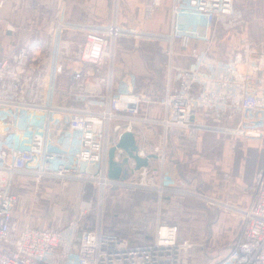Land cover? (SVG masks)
<instances>
[{
	"label": "built area",
	"instance_id": "built-area-1",
	"mask_svg": "<svg viewBox=\"0 0 264 264\" xmlns=\"http://www.w3.org/2000/svg\"><path fill=\"white\" fill-rule=\"evenodd\" d=\"M235 1L113 0L112 22L88 29L64 21V0H57L43 36L0 57V264H264V163L254 172L251 199L243 208L168 174L175 164L190 170L187 149L205 133L254 143L264 153V20L256 39L225 42L245 26ZM7 2L0 0V12ZM120 10L123 17L139 15L136 24H121ZM120 38L166 46L161 93L138 86L132 72L116 77ZM150 126L160 129L151 152L156 166L152 159L138 170L130 159L122 165L127 155L116 148L113 160L128 174L109 179V150L123 133ZM137 156L148 155L138 148ZM16 175L58 179L64 188L93 184L98 204L108 191L157 190L158 211L150 224L130 225L124 238L105 231L101 219L79 229L91 201L82 202L75 222L62 229L21 227L14 216ZM163 194L238 217L232 245L207 259L200 246L180 240L177 225L161 220Z\"/></svg>",
	"mask_w": 264,
	"mask_h": 264
},
{
	"label": "rangeland",
	"instance_id": "rangeland-1",
	"mask_svg": "<svg viewBox=\"0 0 264 264\" xmlns=\"http://www.w3.org/2000/svg\"><path fill=\"white\" fill-rule=\"evenodd\" d=\"M240 1L241 0H236L234 2L235 8H237V4ZM138 19L139 15L125 13V16L121 18L119 22L121 24L133 25V23L136 24ZM249 30L242 33V31L237 29L231 36H234V40L237 41L240 36L244 37L247 33H252L254 31L250 30L249 32ZM257 35L258 30L255 32V37ZM255 37L254 39H256ZM120 39L116 52L115 65H118L119 55H129L132 50L140 54L152 56L153 59L148 58L151 73L149 72L150 76L146 77V81L149 78L150 80L147 84L150 85V88L160 91L161 93L163 84L165 83V64L167 63V57L163 51L166 49V46L161 42L147 41H140L133 45L131 40L124 38ZM229 39V37H225L224 41L227 42ZM196 46L202 49V45L201 47H198V45ZM212 50L215 51L217 49L213 46ZM128 63L135 64V61L129 60ZM151 63L153 64L151 65ZM153 69L155 71H153ZM137 80L139 86H145L143 85L145 83L143 79L137 78ZM157 114L158 112H155V115ZM215 137L219 138L216 140ZM155 139H157V136ZM241 143L244 147L240 150L252 152V149L254 150L255 148L257 152L254 143L244 141ZM249 147H252V149ZM205 149H210L219 155L224 151L223 154H226V149L230 150L222 136L216 134L212 135L211 133L203 134L195 144L188 147L186 152L187 160L191 168L198 171V174L200 176L202 175L203 178L208 174H203L199 171V163L201 161V156L204 158L201 152L205 151ZM251 160H253V156L252 154H248L245 159L247 165L250 164ZM127 174V170L125 169V175ZM12 185L13 192L18 196L17 204L14 208L15 220L20 224L28 223L30 226L34 227L37 225H44L52 229L64 228L69 223L75 222L79 214L80 205L85 201L92 202V211L77 223L79 229H84L86 226L98 223L99 219H101V224L104 225L103 223L106 215H110L111 217L108 223H113L118 226L123 224L125 226V223L128 225H135L138 222V225L142 226L141 223H143V221L150 224L158 211L157 190L108 191L103 197L102 203L98 204V188L89 183L75 184L73 188H64L61 186L58 179L36 181L33 178L16 175L13 177ZM131 192H134V194H131ZM131 195H136L140 202L144 196L152 197L148 200V203H146L149 205L148 208L144 203L140 204L137 202L134 204V209L132 208L129 215H119L118 218L111 216L114 213V206L119 204L120 207L122 206L125 208L126 202L128 203V199H130ZM152 200L153 202H151ZM150 205H153V208H151ZM142 210L145 211V214L144 216H137V221L134 216L136 213L142 212ZM159 213L162 221L173 222L177 225L178 237L181 240H186L188 243L200 246L198 247L200 249L199 252L204 253V257L207 259L215 258L227 250L232 245L240 229V219L238 217H234L229 213L211 212L207 210L201 202L191 198H179L163 194L160 201ZM142 217H144V220L141 219ZM211 218H214L213 221L210 220ZM147 243H149V241Z\"/></svg>",
	"mask_w": 264,
	"mask_h": 264
},
{
	"label": "crops",
	"instance_id": "crops-1",
	"mask_svg": "<svg viewBox=\"0 0 264 264\" xmlns=\"http://www.w3.org/2000/svg\"><path fill=\"white\" fill-rule=\"evenodd\" d=\"M144 1L145 3L147 2V0ZM56 4L57 0H8L0 12V57H10L18 47L28 45L32 40L42 37L49 21L56 13ZM113 12V0H64L62 5L64 21L82 24L88 29L109 25L113 20ZM236 12L244 18L245 26L243 32L249 29L254 30L252 33H247L244 37L240 36L238 40L242 38L253 40L255 32L259 30L264 20V0H241L237 4ZM122 17L123 10H120L118 20H121ZM7 27L12 28L13 31ZM28 29H32L33 33H29ZM88 31L83 32V34ZM229 38L228 42L238 41L234 40V36ZM83 40V36L78 38V41ZM192 45L201 47V44L193 43ZM147 58V55L140 54L134 50L129 55H119V62L115 71L116 77L122 76L125 72H132L138 79H143V82H145L143 87H150L147 84L150 79L148 78L146 81V77L150 76ZM129 60L135 61V64H129ZM159 133L160 129L158 127L151 126L135 131L133 134L139 150H143L146 155H152V147L156 143L155 137ZM211 134L214 135L213 133ZM215 138L217 140L219 137ZM241 142L225 140V143L230 148V150L226 149V154H223L224 151L219 155L210 149L202 151L204 158L201 156L199 171L203 174H208L204 178L195 169L190 168L191 171H186L175 165L179 170L197 176L193 182H196L197 179L200 180L201 190L211 198L235 208L246 207L251 199L249 188L253 175L257 167L264 163V153L258 154L254 147V150L249 147L252 152L240 150L244 147ZM248 154L253 156V160H251L249 165L245 161ZM151 165H154L153 167L156 166L154 159H152ZM142 212L145 213V211ZM19 226L22 227L23 224L19 223Z\"/></svg>",
	"mask_w": 264,
	"mask_h": 264
},
{
	"label": "water",
	"instance_id": "water-1",
	"mask_svg": "<svg viewBox=\"0 0 264 264\" xmlns=\"http://www.w3.org/2000/svg\"><path fill=\"white\" fill-rule=\"evenodd\" d=\"M116 148L123 150L127 155V158L123 160L122 165H125L128 162V159H130L134 162L136 170H138L141 167H147L149 159H156L155 155H148L146 158H139L137 156L138 144H137L134 134L131 132L123 133L120 136L119 141L116 144L115 148L112 147L108 152L107 177L111 180H121L125 177V171H123L122 165H118L113 160L114 151ZM172 152L173 150L171 149L170 153ZM168 160L172 162L171 157H169ZM168 174L172 180H174L175 182L181 183V184H191L194 178H196L194 175L186 171L179 170L176 165L168 169ZM200 187H201V182L200 180L197 179L195 188L198 192L201 191Z\"/></svg>",
	"mask_w": 264,
	"mask_h": 264
},
{
	"label": "trees",
	"instance_id": "trees-1",
	"mask_svg": "<svg viewBox=\"0 0 264 264\" xmlns=\"http://www.w3.org/2000/svg\"><path fill=\"white\" fill-rule=\"evenodd\" d=\"M221 49H222V51L225 50L224 47H222ZM147 57L153 59L152 56L150 57V55H148V54H147ZM148 58L146 59V61H147L149 70H151V67L149 65ZM159 62L160 61L158 60V63ZM152 64L153 63H151V65ZM161 68H162V66H161ZM153 71H155V70L153 69ZM150 73H151V71H150ZM131 194H134V192H131ZM148 197L149 196H144V198L140 202V200L137 199V196L136 195H131L130 196V199H128V203L126 202L125 208L122 207V206L120 207L119 204H117L116 206H114V208H115L114 211H113L114 213L111 216H115L114 218H118L119 215H123V216L129 215V213L131 212L132 208L134 209V204L135 203L139 202L140 204L144 203L145 205H147L146 203H148V200H150L152 198V197H149V198ZM151 202H153V200ZM148 206L149 205H147L146 207L148 208ZM150 207L153 208V205L152 206L150 205ZM109 218L111 219L110 215H108V216L106 215L105 218H104V223H103L104 225H102V226H103V229L105 231H108V232H110L112 234H115L116 236H118L120 238H124V237H126V236L129 235L130 229H131L130 228L131 227L130 225H128V224L125 223V226L123 224H121L120 226H118V225H115L113 223H108L109 222ZM213 219L211 218L210 220L213 221Z\"/></svg>",
	"mask_w": 264,
	"mask_h": 264
}]
</instances>
